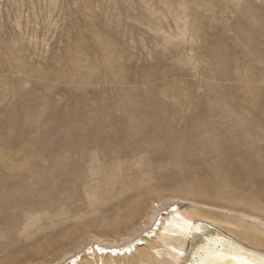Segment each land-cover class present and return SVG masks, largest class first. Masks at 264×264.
Wrapping results in <instances>:
<instances>
[{
	"label": "rangeland",
	"instance_id": "1",
	"mask_svg": "<svg viewBox=\"0 0 264 264\" xmlns=\"http://www.w3.org/2000/svg\"><path fill=\"white\" fill-rule=\"evenodd\" d=\"M171 205L264 256V0H0V264Z\"/></svg>",
	"mask_w": 264,
	"mask_h": 264
},
{
	"label": "bare ground",
	"instance_id": "2",
	"mask_svg": "<svg viewBox=\"0 0 264 264\" xmlns=\"http://www.w3.org/2000/svg\"><path fill=\"white\" fill-rule=\"evenodd\" d=\"M195 205L191 203L192 211L198 212ZM189 240V253L182 256L181 248ZM162 247L169 251V257L160 259V264H264L263 255L246 250L204 222H193L175 205L156 211L149 225L127 242L96 241L82 251L92 250L96 256L119 260L131 258L145 249L141 252L143 258L135 262L142 264L143 259H155ZM82 251L67 257L61 264H79L86 255L81 254Z\"/></svg>",
	"mask_w": 264,
	"mask_h": 264
}]
</instances>
